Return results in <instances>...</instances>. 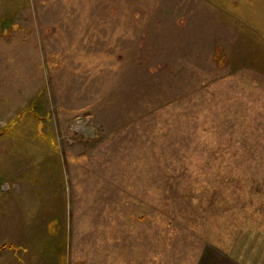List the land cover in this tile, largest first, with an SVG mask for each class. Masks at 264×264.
<instances>
[{"label":"rangeland","instance_id":"obj_1","mask_svg":"<svg viewBox=\"0 0 264 264\" xmlns=\"http://www.w3.org/2000/svg\"><path fill=\"white\" fill-rule=\"evenodd\" d=\"M17 183L56 221L0 264H264V0H0V223Z\"/></svg>","mask_w":264,"mask_h":264},{"label":"crops","instance_id":"obj_2","mask_svg":"<svg viewBox=\"0 0 264 264\" xmlns=\"http://www.w3.org/2000/svg\"><path fill=\"white\" fill-rule=\"evenodd\" d=\"M21 167L19 166V169ZM23 180V179H22ZM20 183H17L16 185H11V189L7 188L5 191L9 193L8 199L10 202L7 204L10 211H3L4 210V202L1 203V212L2 215L4 213V219L0 223V231L2 232H10L11 235L14 234H20L24 232H30L32 234H41V233H47L49 232V226L51 222L56 221V215L54 214L49 220L44 218L42 214L39 213L40 208L38 207V211L33 213L32 215H28L23 207V200H19L22 198V195L19 191L21 187L19 186ZM14 200H16L14 204ZM22 207H21V206ZM26 217L28 218L29 224L26 222ZM48 228V229H46ZM8 249L11 250L13 254L14 260L20 263L19 257L21 256L18 254L19 249L18 247H15L14 245H11L8 247ZM54 253L57 252V245H54ZM40 255V254H39ZM45 255V254H44ZM43 258L47 259L49 264H52L51 260L48 257ZM41 259V258H40ZM108 261V260H104ZM197 264H248L247 261H242L241 259H238L237 257L231 256V254L228 253V255L223 251L220 250L216 246H206L201 251L200 256L197 258L196 261ZM53 264H55V256L53 255ZM82 264H86L84 261ZM107 264V263H106Z\"/></svg>","mask_w":264,"mask_h":264}]
</instances>
